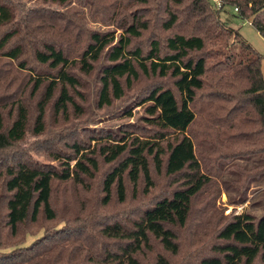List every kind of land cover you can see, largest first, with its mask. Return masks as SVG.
I'll return each instance as SVG.
<instances>
[{"label":"trees","instance_id":"trees-1","mask_svg":"<svg viewBox=\"0 0 264 264\" xmlns=\"http://www.w3.org/2000/svg\"><path fill=\"white\" fill-rule=\"evenodd\" d=\"M39 1L67 6L84 0ZM95 1L93 6L104 7V19L121 33L86 29L74 12L68 18L46 8L22 12L15 0H0V264H146L143 257L156 245L161 250L153 264H172L162 249L180 253L175 228L186 225L195 198L212 182L197 156V142H215L208 140L212 125L220 133L252 126L260 137L251 135V149L264 151V54L221 18L222 11L232 9L243 19L251 18L264 36V0H220L221 8L212 0H105L111 5ZM138 2L149 9L129 11L128 5ZM56 18L63 24L61 31L50 26ZM151 29L145 51L137 40ZM102 58L106 62L97 69ZM10 62L20 72L30 71L27 84L15 85L14 76L10 79V68L3 65ZM94 72L99 108L125 96L143 75L171 79V85L156 82L139 104H146L147 121L156 127L159 140L114 135L99 149L86 152L76 138L70 144L73 154L53 153L61 169L36 165L21 141L29 130L45 132L50 110L56 117L68 115L70 107L82 112L76 100L79 86L83 76ZM130 109L128 116L133 115ZM204 131L208 136L199 140ZM217 132L219 149L232 136ZM168 133L178 137L171 140ZM101 162L109 165L102 173ZM152 168L179 176L178 186L140 208L135 218L104 220L92 228L96 236L80 233L83 227L54 229L33 244L10 250V239L19 237L26 222L55 220L58 182L89 188L100 176L101 204L107 205L115 192L119 202L126 200V174L134 187L144 176L148 192L154 185ZM213 238V253L197 264H264V216L256 222L249 213L235 214Z\"/></svg>","mask_w":264,"mask_h":264},{"label":"rangeland","instance_id":"rangeland-1","mask_svg":"<svg viewBox=\"0 0 264 264\" xmlns=\"http://www.w3.org/2000/svg\"><path fill=\"white\" fill-rule=\"evenodd\" d=\"M17 5L23 9H50L54 15L69 17L74 12L77 18L82 20L86 29L89 30H114L116 35L121 33V29L115 24H109L104 18V7H99L95 0H84L80 5L75 2L67 6H59L52 3H44L39 0H15ZM105 4L111 5L110 1ZM128 3L125 2L126 5ZM95 6L98 9H95ZM132 10L139 7L145 12L149 9L148 5L140 2L136 5H128ZM114 10V9H112ZM221 18L229 26L239 29L242 36L256 49L259 53L264 54V36L258 29L249 23L252 19H243L227 9L221 12ZM52 23L53 30L61 31L63 24ZM153 30L147 31L137 40L146 51L149 47V41L152 37ZM167 34L166 32L164 35ZM105 58L97 63V69L105 63ZM2 64V62H0ZM4 67L10 68V79L14 76L15 85L27 84L30 71L20 72L15 63L3 64ZM264 73V60L262 63ZM162 80V81H161ZM162 82L165 85H171V79H160L157 77L141 76L134 83L133 87L126 91V95L114 101L110 106L99 108L97 106L99 82L97 72L88 76H83V83L79 86L80 95L76 98L82 112H76L70 107L68 115L56 117L53 111L47 113L45 132L36 134L32 130L27 132L26 138L21 141V145L29 150V154L36 165L49 166L61 169L59 159L53 158V153L62 152L73 154L70 144L77 138L83 142L86 150L92 151L99 149L102 144L108 140V137L126 135L130 140L136 136L143 141L156 142L158 136L156 127L147 121L148 114L145 111V105L141 104V98L145 96L149 89L156 83ZM131 108V109H130ZM132 110V116L126 114L127 110ZM198 120L201 121L199 116ZM200 125V122H197ZM197 127V126H196ZM216 126L212 125L210 129L211 136L209 141H215L214 134ZM221 133H222V129ZM235 131L229 128L223 131L221 136L224 138L232 136L221 146L216 143L204 145L197 142V156L199 157L203 171L212 180L211 184L195 198L192 211L188 222L183 227H176L179 234L180 253L172 255L162 249L172 264H197L204 255H211L210 244L214 242L213 236L216 235L225 221L231 219L238 213H249L257 222L264 216V151L253 152L250 145L251 135L258 139L259 134H255L253 127L242 126ZM219 131V130H218ZM209 131H204L199 136V140L205 139ZM178 137L176 133H168L167 137L171 140ZM111 142V141H110ZM98 161L102 160L100 155H95ZM151 160V156H149ZM78 160V155L71 159L72 166ZM153 166V164H152ZM109 165L101 162L100 173L108 170ZM151 175L154 179L153 187L145 191L147 186L144 176H140L137 186L131 183L128 175H125L127 186V196L124 202L117 200L116 192L113 200L107 204H101V184L100 176L89 183L87 186L74 184L72 182H58L54 188L53 205L57 209L58 215L55 220L46 222L41 220L38 224L26 222L20 228V235L16 239H10V250L35 243L39 238L46 235L54 229H63L71 226L80 233H87L96 236L93 227L97 226L104 220L121 218L123 220L133 219L138 215L139 209L146 204L154 202L159 197L168 195L178 186V177H169L165 170L157 171L152 168ZM176 178V182L174 181ZM94 209L84 213V209ZM92 219H94L92 221ZM161 248L156 245L155 249L149 252L144 258L146 264H153L155 254Z\"/></svg>","mask_w":264,"mask_h":264},{"label":"built area","instance_id":"built-area-1","mask_svg":"<svg viewBox=\"0 0 264 264\" xmlns=\"http://www.w3.org/2000/svg\"><path fill=\"white\" fill-rule=\"evenodd\" d=\"M215 4V6L217 8H221L222 7V2L220 0H212ZM234 11L235 12H238L239 11V8L238 7H234ZM249 23H252L251 21H249Z\"/></svg>","mask_w":264,"mask_h":264}]
</instances>
